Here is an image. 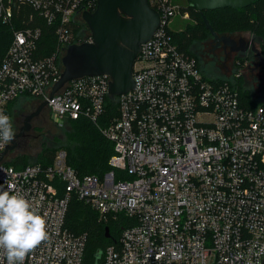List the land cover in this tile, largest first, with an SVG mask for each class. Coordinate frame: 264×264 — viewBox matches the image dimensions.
<instances>
[{"label":"built area","instance_id":"1","mask_svg":"<svg viewBox=\"0 0 264 264\" xmlns=\"http://www.w3.org/2000/svg\"><path fill=\"white\" fill-rule=\"evenodd\" d=\"M147 3L159 25L140 45L130 91L111 96L106 75L84 76L49 99L74 28L96 1L0 0L1 24L28 11L0 61V112L12 121L14 100H47L56 125L87 120L113 145L101 176H78L63 149L47 165L0 161V185H13L46 220L48 239L24 264H82L85 235L65 226L72 197L100 220L128 223L101 264L264 263V102L247 104L233 83L205 76L178 48L169 25L189 18V0ZM42 24L56 44L39 57Z\"/></svg>","mask_w":264,"mask_h":264},{"label":"trees","instance_id":"2","mask_svg":"<svg viewBox=\"0 0 264 264\" xmlns=\"http://www.w3.org/2000/svg\"><path fill=\"white\" fill-rule=\"evenodd\" d=\"M187 11L190 17L194 19L195 23L191 26H186L180 33L173 34V40L176 42L178 48L187 53H189L188 47L193 41L209 36V32L205 29L202 15H204L213 31L217 34L224 33L225 31L246 30L256 37L264 38V0H257L248 7L242 9L227 7L203 11V14L196 11L189 3ZM23 14H28V11L19 14L15 13L11 25L0 23V61L10 43L12 31L20 28L22 25L18 17ZM41 29L42 37L37 49V55L39 57L50 55L56 44L53 30L45 24L41 25ZM89 37L90 34L86 24L80 22L74 28V39L72 40V44L83 43L87 41ZM194 57L196 58V56ZM241 68L242 66L235 63V73L232 79L223 80L233 83L241 98L247 104H251L254 101L251 99V95L247 89L245 93L241 83L242 74L239 71ZM16 100L11 103V106ZM108 113H113V107L109 108ZM68 123L71 124V130L68 133L72 135L71 137H73L75 141L74 143H69L67 140H63L60 143V147L65 148H59L66 152L68 165L75 170L78 176L103 175L109 169L107 162L109 157L113 154L112 143L100 133L95 125L87 120L78 119L68 121ZM55 149V145L44 146L40 152L42 153L41 160L31 163L41 162L43 165L49 164L55 152L59 150ZM24 158H26L25 155L19 154L15 158L14 164L11 165L18 167L27 164L28 162H24V164L21 163ZM125 225H128V223L122 216L116 220H100L95 211L75 197L71 198L65 215V226L67 229L73 234L85 235L82 264H95L94 255L99 251L101 252V256L96 264H101L105 248L117 241ZM105 227L109 230L108 238H106L104 234Z\"/></svg>","mask_w":264,"mask_h":264},{"label":"water","instance_id":"3","mask_svg":"<svg viewBox=\"0 0 264 264\" xmlns=\"http://www.w3.org/2000/svg\"><path fill=\"white\" fill-rule=\"evenodd\" d=\"M96 6L92 12H83L81 20L86 24L90 41L69 45L61 58L62 71L58 80L52 86L49 99L69 81L84 76L106 75L109 78L108 93L118 96L130 91L133 87V64L138 55L140 45L147 41L159 25V15L147 3V0H95ZM257 0H190V6L203 14L222 8L242 9ZM205 29L214 40L213 49L221 45L222 50L229 52H244V39L237 41L227 35L217 34L202 15ZM254 50V49H253ZM256 51V50H255ZM47 100L41 101L37 107L24 116L22 125L1 154L0 161L17 147V140L30 129L29 122L36 117ZM105 237L109 230L104 229ZM97 252L95 264L100 258ZM264 264V263H262Z\"/></svg>","mask_w":264,"mask_h":264},{"label":"rangeland","instance_id":"4","mask_svg":"<svg viewBox=\"0 0 264 264\" xmlns=\"http://www.w3.org/2000/svg\"><path fill=\"white\" fill-rule=\"evenodd\" d=\"M176 1L182 2V0ZM194 23V19L189 15L188 19H174L169 25V28L173 32L180 33L186 26H191ZM221 34L227 35L235 40L239 38L246 40L249 36V33L246 30L225 31L219 35ZM210 39L211 36L209 35L200 40L193 41L188 47V52L193 56H196L205 76L232 79V76L235 73L236 63L234 55H227V53H223L219 48L213 49ZM241 71V83L245 93L246 89L251 91V98L253 99L258 97L257 94L264 93V87H261L259 82L254 84V82L249 80L246 81V69H242ZM38 104L39 102L35 99L26 97L19 98L12 104L11 116L15 133L18 132V129L22 125L24 116L33 111ZM29 124L30 129L24 133V136L17 140V147L12 151H9L3 157L4 163L14 164L15 158L19 154L26 156L21 162L23 164L24 162L31 163L33 161L41 160L42 153L40 152L44 146L55 145V150H57L59 148H65L60 147V143L63 140H67L69 143H74L75 141V139L71 137L72 135L68 133L71 130V124L66 122L62 126L56 125L50 116L47 106L44 107L42 112L34 117Z\"/></svg>","mask_w":264,"mask_h":264},{"label":"clouds","instance_id":"5","mask_svg":"<svg viewBox=\"0 0 264 264\" xmlns=\"http://www.w3.org/2000/svg\"><path fill=\"white\" fill-rule=\"evenodd\" d=\"M16 133L11 118L0 112V144H8ZM48 239L45 218L13 185H0V252L7 264H24L25 258Z\"/></svg>","mask_w":264,"mask_h":264},{"label":"flooded vegetation","instance_id":"6","mask_svg":"<svg viewBox=\"0 0 264 264\" xmlns=\"http://www.w3.org/2000/svg\"><path fill=\"white\" fill-rule=\"evenodd\" d=\"M248 33L249 36L244 40L245 44H242V46L246 48L244 52L231 53L228 49L224 51L221 45L217 48L221 49L223 53H227V55H234L236 63L242 66L243 69H246V81L249 80L254 82V84L259 82L260 86L264 87V38L256 37L250 32ZM210 42L212 45L215 44L212 38ZM248 92L250 93L251 91L248 90ZM257 96V98H264V93H259Z\"/></svg>","mask_w":264,"mask_h":264},{"label":"crops","instance_id":"7","mask_svg":"<svg viewBox=\"0 0 264 264\" xmlns=\"http://www.w3.org/2000/svg\"><path fill=\"white\" fill-rule=\"evenodd\" d=\"M253 101H256L257 100V102H264V98H255V99H253V98H251Z\"/></svg>","mask_w":264,"mask_h":264}]
</instances>
